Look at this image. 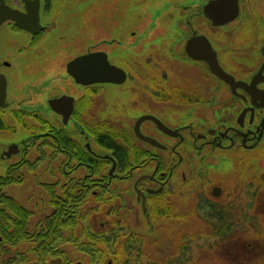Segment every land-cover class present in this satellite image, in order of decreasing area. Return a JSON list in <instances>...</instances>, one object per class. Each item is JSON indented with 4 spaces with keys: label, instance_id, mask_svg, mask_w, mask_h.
I'll return each mask as SVG.
<instances>
[{
    "label": "flooded vegetation",
    "instance_id": "obj_1",
    "mask_svg": "<svg viewBox=\"0 0 264 264\" xmlns=\"http://www.w3.org/2000/svg\"><path fill=\"white\" fill-rule=\"evenodd\" d=\"M58 1L40 0V22L32 17L27 29L13 20L0 25V130H17V119L27 118L29 124H23L30 131L27 139L0 149V160L10 161L6 171L14 167L28 173L26 161L35 163L32 170L50 168L47 182L60 196L64 186L89 196L112 187L114 217L127 222L131 212L133 232L136 221L154 222L159 208L176 209L178 202L179 208L189 202L198 214L216 215L220 223L223 214L229 219L245 213L243 221L255 218L264 228V33L259 34L255 12L240 0L238 17L217 26L205 16L200 20V0L198 5L171 1L183 14L178 23L175 14L164 21L170 25L164 37L154 36L160 15H149L157 17L149 22L155 27L140 45L147 50L151 41L159 52L154 57L163 62L154 66L155 80L145 88L136 85L125 65L126 53L137 57L133 47L144 31L131 30L134 41L126 46L128 36L99 30L93 42L85 1L66 2L63 11ZM7 4L24 15L34 12V0ZM243 9L242 33L233 36ZM172 11L173 6L162 15ZM204 36L230 81L213 72L207 59L212 55L201 59ZM108 43L115 45L110 49ZM98 52L123 70L124 81L95 83L88 72L82 82L84 75L69 72L78 57ZM107 86L116 91L110 99ZM12 145L18 150L8 154ZM125 193L139 207L135 212Z\"/></svg>",
    "mask_w": 264,
    "mask_h": 264
},
{
    "label": "rangeland",
    "instance_id": "obj_2",
    "mask_svg": "<svg viewBox=\"0 0 264 264\" xmlns=\"http://www.w3.org/2000/svg\"><path fill=\"white\" fill-rule=\"evenodd\" d=\"M18 1L19 0H12V2ZM70 1L72 0L58 1L62 5V11L66 8V2ZM77 1L78 4L85 1L84 7H86L85 10H87V17L86 15L84 17L87 18L91 28L90 35L93 42L97 41L95 33L99 30L106 36L111 35L121 39H126L128 36L125 41L123 40V43L125 42L126 44L122 43L126 46L132 40L134 41V37H132L130 33L131 30L139 32L138 34L144 31V33L139 36L138 42L134 44L135 47H133L137 57L131 56V53H126V57L130 58V60L127 61L125 65L129 72H134L132 77L135 79L136 85L141 87L147 85L152 86L153 83H151V81L152 79L155 80L154 66L159 63L162 64L163 59L161 60L159 57H154L159 52L155 51L156 47H151V41L147 50L143 49L140 44L143 41L148 42L150 40L151 30L155 27L154 24L150 26L149 22H153L157 17L149 18V15H160L157 26L155 27L157 28L154 34L155 37L165 36V32L169 29L170 25L169 22L164 21L171 20L173 14H175L173 15V19L176 23L181 20L183 13H178L176 11L180 5L177 6L175 3H170L176 0ZM203 1L205 0H200L202 3L198 0H187L188 4L194 3L198 5L200 3L201 10L200 13L197 14L198 16H202L200 20L205 18L202 12V5H204ZM194 4L193 6H195ZM242 4L244 8L250 7L251 10L255 12L254 17L260 31L259 34L264 33V26L262 25V20L264 19V0H242ZM172 6L173 11L172 13H168L169 16L167 14L162 15L169 12ZM246 16L247 12L243 9L242 18L239 20L240 23L236 25L235 30H233V36L237 32L238 34L242 33L240 31ZM148 27L149 29L147 30ZM149 30L150 32H148ZM214 31L215 33H219V31ZM58 34L60 33L58 32ZM243 35H246L245 32ZM211 38L213 39V37ZM58 43L60 44V42ZM107 45L111 49L115 44L111 46L110 43H108ZM179 49H181V47ZM185 71L192 72L187 68ZM159 74L162 75L161 73ZM130 84L132 83L130 82ZM132 85L135 86L134 84ZM106 91H108L109 96L107 97H109V99L116 93L113 86H107ZM101 117L110 118L111 116L100 114V118ZM26 119L24 121L17 119V130L12 128L0 130V149L5 148L12 141L17 142L22 139H27L30 131L29 127L25 126L29 124ZM30 157H33V154ZM15 161H17V159H12L11 162ZM9 163L10 161L8 160H0V175L4 176L7 174L6 168ZM50 170V168L45 167L39 168V170L36 168L35 170L29 169L28 173H23V183L21 182L19 185L9 184L4 188V192L12 196L16 201L21 202L29 211L31 210L33 212L28 228L30 233L37 231L41 227L44 217L52 213L48 192L43 187V184H48L47 181L52 180L51 176L49 177ZM61 183H63V181ZM123 185H121L120 189L124 188ZM63 191H65L64 188ZM63 191L59 194L62 195ZM128 194L129 193H125L123 195L125 199L130 201H127L128 206L132 205V207H135L134 203L132 204L133 197ZM172 201L177 205V201L174 197ZM95 204L96 202L93 200L86 202L84 203V207L82 206V210L87 213V211L89 212L90 210L88 208L93 207ZM183 205L179 208L178 202L176 209L175 207H171V211L169 210L170 213L168 212V219L159 218L147 224L146 221L140 217L142 221H136L134 229L138 234L142 235L144 241H142L136 249L133 247L132 250H127L132 252L131 255L126 256V250L123 249L133 245L132 240L128 245H125L130 230L124 228L123 231L120 232L117 243L111 240L108 245H99L101 252H97L96 255L92 257L88 252H82L76 245L78 244L76 241H81L83 244L86 243L87 238L83 239L81 233L82 230L89 225H92L94 230H98L101 235H103V233L105 234V231L112 227V223L107 224L110 223V220L106 217L104 218L103 215L109 209V205H105L101 208L103 210L102 212L99 210L94 211L91 215H84V217L79 220L80 222L74 230H68L64 239L56 245L61 252L60 255L50 257L47 264H143L147 262V258L165 262L170 256L171 258L174 256L175 259L187 258L188 262L186 264H264V257H261L258 253L260 247L264 251V228L261 227L260 220L254 218L251 222L246 223L245 220L243 221L245 213H236L232 216L233 218L229 219V215L223 214L225 218L222 216L223 222L220 223L216 215L209 216L210 214L200 211L198 214V211H195V209L191 210L189 202H184ZM136 208L139 209V207H135L133 212L136 211ZM130 213L131 212H129V214ZM129 214L127 222H123L124 226L128 228L130 225L133 227ZM240 217H242V219ZM231 225L233 227H229ZM221 226H223L222 234H220ZM227 227H229V229H227ZM136 232L134 233L136 234ZM109 234L110 230L105 234V237ZM73 242L75 244H73ZM254 243H259L260 246L254 247ZM32 247H34L33 244L23 242L18 247H7L8 252L2 253L0 246V264H35L38 260V256L35 254ZM115 251L120 253L116 259H113L111 256L116 253ZM65 259L69 261L64 262Z\"/></svg>",
    "mask_w": 264,
    "mask_h": 264
},
{
    "label": "trees",
    "instance_id": "obj_3",
    "mask_svg": "<svg viewBox=\"0 0 264 264\" xmlns=\"http://www.w3.org/2000/svg\"><path fill=\"white\" fill-rule=\"evenodd\" d=\"M116 133L119 134L118 131H116ZM60 144L61 147H63L61 142ZM26 163H28V166L31 167L29 169H33L32 167L35 165L34 162L26 161ZM26 163L23 165L25 166ZM103 164L104 163H100L99 165L103 166ZM93 166L97 167L95 165ZM23 180V173L14 169V167H10L5 176H0V246L1 252L7 253V247H18L23 242L33 244L34 247H32V249L38 256V260L35 264H47L50 257L60 255L61 252L56 245L64 239L68 230H74L78 226L80 222L79 220L82 219L84 215H91L94 211L99 210L102 212L103 210L101 208L105 205L113 203V200L115 199L116 190L112 187L105 188L102 193L96 194L95 196L90 195L93 198H89L90 196L87 195L86 192L78 194L77 191H73V188L69 189L66 186H64V189H66L65 192L62 196H60L54 190V185L44 184V188L47 190L50 198L49 204L52 208V213L44 217L42 225L37 231L30 233L28 228L33 212L31 210L29 211L21 204V202L16 201V199L4 192V188L9 184L19 185V183L23 182ZM90 199H95L96 204L93 205V207L88 208L90 209L89 212L87 211V213H85L84 210H82V206L84 207V203L89 202ZM113 206L114 203L111 204L108 211L103 214L104 218L106 217L110 220V223L107 224L112 223V227L109 229L110 234L105 237V234L109 230H106L105 234L103 233V235H101L98 230H94L92 225L85 227V229L82 230L81 235L83 239L87 238L86 243L83 244L81 241H76L78 242L76 245L82 252H88L89 255L91 254L92 257H94L97 252H101L99 245H108L111 240H113L114 243H117L118 238L120 237V232H122L124 228L130 230L127 235L128 240L125 245H128L131 240L133 241L132 246L123 248L126 250V256H129L132 253L127 250H132L133 247L136 249L137 246L144 241L142 235H136L130 228L124 226L121 221L114 217L116 216V212L118 210ZM171 207L167 206L166 209L159 208L155 212L156 216H158L157 218H161V215L168 216V212L171 210ZM220 231V234H222L223 226L220 227ZM73 244L75 243L73 242ZM258 246H260L259 243H254V247ZM259 249V255L264 257L263 249L261 247ZM115 252L116 253L111 256L113 259H116L120 253H117V251ZM174 259V256H172V258L170 256L165 262H163L147 258V262L143 264H186L188 262L187 258ZM65 261L69 260L65 259L64 262Z\"/></svg>",
    "mask_w": 264,
    "mask_h": 264
},
{
    "label": "water",
    "instance_id": "obj_4",
    "mask_svg": "<svg viewBox=\"0 0 264 264\" xmlns=\"http://www.w3.org/2000/svg\"><path fill=\"white\" fill-rule=\"evenodd\" d=\"M9 1L10 0H0V25L5 23V21L13 20L16 21L20 26L26 28L27 21H32V17L34 18L35 22L39 24L40 0H34V12L32 11L29 15H24L23 13H20L19 11L9 7L7 4ZM27 9L29 8L27 7ZM240 11V0H209L208 4H206L202 9L204 16L217 26H221L225 23L234 21L235 18H237L240 14ZM200 40L203 42L201 44H203V48H205L206 51L204 57H202L201 59L207 57L208 54L212 55V59H207L210 60L209 64L211 65L213 72L220 75L223 79L230 81L227 78L232 79L231 76L223 73V69L218 64L217 55L214 53L212 45L209 44L207 38L204 36ZM191 46L192 45H190L189 49L191 48ZM88 65L90 66L89 69L85 70ZM69 72H71L73 76L78 78L84 75V80L82 82H85V80H87L88 77H86L85 74L88 72L90 75L89 77L92 79L90 81L95 83L112 81L120 84V82L124 81L125 79V73L123 72V70L117 69L115 66H113L108 61L106 54L102 52L78 57L69 65ZM15 148L17 149V145H12L7 153L14 154L13 149Z\"/></svg>",
    "mask_w": 264,
    "mask_h": 264
}]
</instances>
